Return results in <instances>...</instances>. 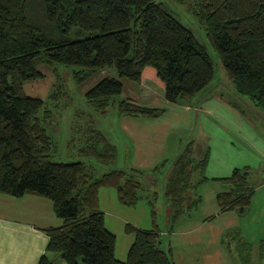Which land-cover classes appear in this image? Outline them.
Wrapping results in <instances>:
<instances>
[{
	"label": "trees",
	"instance_id": "16d2710c",
	"mask_svg": "<svg viewBox=\"0 0 264 264\" xmlns=\"http://www.w3.org/2000/svg\"><path fill=\"white\" fill-rule=\"evenodd\" d=\"M193 3L235 91L264 113V0ZM75 29L89 35L71 39ZM54 65L76 66L87 73L114 69L119 78L136 84L152 82L168 103L183 105L214 80L212 58L160 0H0V193L33 194L51 201L62 224L45 230L46 251L60 254L66 264H175L171 249L162 248L156 226L126 224L133 241L120 260L115 256L116 237L104 225L99 190L112 187L121 204L134 206L143 171L112 170L95 176L83 162L53 161L54 141L38 117L45 102L27 96L23 85L43 79L41 66ZM121 91L120 81L104 79L85 98L95 110L104 111ZM117 110L122 117L145 119L165 112L132 101L119 102ZM84 136L83 156L102 166L115 161V146L99 131ZM208 159L209 152L194 158L191 142L174 161L164 188L172 222L185 208L201 203L196 189L207 179ZM196 173L202 177L194 184ZM219 180L229 185L217 195L220 211L245 215L255 193L251 171L236 169ZM237 239L250 252L252 245L243 242L240 233ZM38 264L55 263L43 254Z\"/></svg>",
	"mask_w": 264,
	"mask_h": 264
},
{
	"label": "rangeland",
	"instance_id": "374dc122",
	"mask_svg": "<svg viewBox=\"0 0 264 264\" xmlns=\"http://www.w3.org/2000/svg\"><path fill=\"white\" fill-rule=\"evenodd\" d=\"M160 1L186 29L193 33L215 64L216 73L212 83L188 103L191 104V113L184 112L179 105L166 102L165 112L157 118L158 120L138 118L134 120L137 124L136 128L125 127L123 121H126V117L120 116L117 110L119 102L132 101L139 106L158 109H163V102L156 101L154 105H150L148 101H141L142 98L138 96L140 94L139 85L126 78H119L116 70L109 68L87 73L76 66H41L39 71L43 79L25 83L23 90L27 96L45 102L38 117L48 136L54 141L56 148L54 162H83L95 171V176L112 170L143 171L140 177L143 187L137 192L138 199L134 206L121 204L112 187L99 190V208L104 214L105 227L116 237L115 256L118 259L119 257H121L120 260L126 258L127 250L133 241V234L125 230L126 224L146 229L156 226L160 233L162 248H170L174 263L176 261L179 264H190L186 261L187 254L194 258L195 264L205 263L207 260L204 253L209 248L206 244L208 234L216 230L226 232L227 228L235 227L242 230L243 242H251L252 251L248 256V248L235 238L236 233L234 232L221 241L223 249L229 254L226 256L229 259L232 258L231 261L234 264H264V249L261 248L262 243L264 245V159L256 157L250 145L253 143L254 133L258 135L259 131L261 132L260 128H254L253 125L256 121H264V113L253 104H249L247 99L235 91L205 28L200 25L194 14L193 0L183 3L177 0ZM76 31L80 33L79 37H75ZM88 35V32L75 29L71 32L70 38L77 39ZM78 77L82 79L79 80ZM104 79L120 81L122 91L110 101L104 111H97L87 102L85 94ZM221 98L223 103H226L225 100L235 102L245 113L242 116L245 123L243 130L248 131L250 143L243 146V152L235 148L238 141H233L234 146L232 147H225L227 138L224 139L219 133L220 130L210 123L215 119L218 122V119L222 118L221 113L227 114L223 112ZM162 100L165 101L164 96ZM202 105L209 106L211 113L215 112V115H208L199 109ZM228 116L224 117L225 120L239 121L238 117ZM247 126L249 128H246ZM89 130L99 131L110 144L115 146L116 158L109 166L99 165L94 159L82 155L81 150L86 145L84 135ZM134 133L139 137L135 139L140 140L138 146L135 141H132ZM204 133L209 135L206 146L210 149L207 177H214V171H219L218 166L221 161L231 164L234 160V164L242 166V169L248 165L251 171V183L256 190L252 204L243 216L237 211L220 213L216 188L224 189L226 185L221 180L210 179L199 186L196 191L202 196L203 202L193 209L185 208L179 218L172 222L171 208L164 193L168 174L173 169V163L184 146L196 141L198 144L204 138ZM256 145L263 148L264 138H259ZM195 152L197 154L198 151ZM162 163L163 167L154 170ZM201 177L200 173H196L192 178V183H197ZM194 194L195 192L192 194L193 199ZM190 202L191 199H188L185 206ZM118 212L126 217L127 222L116 219L114 214ZM208 215L209 217L214 216L213 219L209 220L206 225H200L201 219ZM197 234L200 240L191 243L190 237ZM58 256L61 258L59 254Z\"/></svg>",
	"mask_w": 264,
	"mask_h": 264
},
{
	"label": "crops",
	"instance_id": "0c3cea01",
	"mask_svg": "<svg viewBox=\"0 0 264 264\" xmlns=\"http://www.w3.org/2000/svg\"><path fill=\"white\" fill-rule=\"evenodd\" d=\"M138 85H139L138 90L140 92L138 96L140 97V99L142 98L141 101L143 102L148 101L150 105H154L156 101L157 102L162 101L163 110L166 109L167 101L165 100V98H164L165 101L162 100L164 95L159 87H157L155 84H153L150 81H146L143 84H138ZM224 102L226 103H223V99H222L221 105H223V112H226L227 114L221 113L222 118L218 119V122L215 119L213 122L210 121V123L213 124L212 126H215L220 130L219 133L223 135L224 139L227 138L225 147L228 148L232 147L234 146L233 141H238V144L236 145H239L240 147L237 148V146L235 145V148L237 150H242L244 149L243 148L244 145L250 143L249 142L250 138L248 137V131L246 129L243 130V124L245 123L243 122L242 116L245 113L242 112V110L237 106L235 102L231 103L228 100H225ZM179 106H180L179 108L182 109L184 112H190V113L192 112L191 104H183ZM199 109L203 110L208 115L210 114L215 115V112L211 113L212 110L209 106L205 107V105H202L199 107ZM228 115L238 117L239 121L232 122L231 120L229 121L225 120L224 117ZM137 119L138 118H126L125 119L126 121H123L124 126L136 128L137 124L136 121L134 120ZM146 120H158V119H146ZM144 122H152V121H144ZM253 127L260 128L261 132L259 131L258 133L259 137H257L258 135L256 133H254L255 136L252 138L253 143H251L250 145L251 147H253L255 156L262 160L264 159V147L260 148V146L259 145L257 146L256 143L258 142L259 138L261 137L264 138V130H263L264 121L262 122L256 121ZM246 128L249 127L247 126ZM204 135H205L204 138L200 140L198 144H196L197 141L192 142L194 158L196 159L202 158L206 153L209 152L208 163L204 171V176L207 179L198 185L196 191L199 189V186H201L207 180L210 179L219 180V178L230 176L232 172L236 169H242L241 168L242 166L234 164L235 163L234 160L231 164L221 161L218 166L219 171H214L215 172L214 177L213 178L207 177L206 171L210 163V149L209 147L206 146L207 145L206 140L209 137V135L207 133H204ZM132 137H133L132 141H135L136 146H138L140 140L135 139L136 137H138V134L134 133ZM134 150H136V148H134ZM195 151H198L197 154ZM244 167L249 169L248 165H245ZM172 170L173 169H171V171L169 172L168 178L171 175ZM225 185L226 186L224 189L221 187L216 188V198L218 193L229 190V185L226 183ZM202 202H203V198L201 203ZM211 212H215V211H211ZM219 212L224 213L220 211V206H219ZM118 213L114 214L116 219L127 222L126 217H124L120 212ZM209 216L210 215L201 219L199 224L206 225L207 222L213 219L214 217V216L213 217H209ZM61 224H62V220L55 215L53 211V205L50 200L33 194H25L21 197H13L0 193V264H38L39 259L43 254H47V256L55 264H66V262L62 258H59L57 253H49L46 251L49 238L45 233V230L48 228L59 227L61 226ZM227 229L228 230L226 232H224L223 230L222 231L216 230L211 234H208L207 236L208 241L206 244L207 246L209 245L208 246L209 248H207L206 250L207 252L204 253L207 261L203 264H234L231 261L232 258L229 259L226 256L228 252L223 249L224 246L222 245L221 241H224V238H227V236H230V234H234V232L236 233L235 238H237V234L238 233L241 234L242 230L235 227H230V229L229 228ZM190 238H191V243L200 240L199 234H197L196 236H191ZM242 239L244 241L243 236ZM248 243L251 244V242L249 241ZM261 248L262 250L264 249L263 243L261 245ZM251 251L252 248L248 253V256L251 253ZM186 257H187L186 261L188 263L195 264V261H193L194 258H192L188 254L186 255ZM119 258L121 259V257ZM175 263L179 264L176 261Z\"/></svg>",
	"mask_w": 264,
	"mask_h": 264
}]
</instances>
